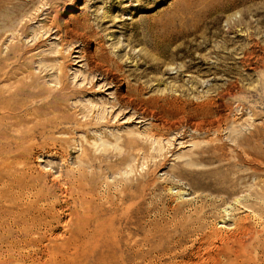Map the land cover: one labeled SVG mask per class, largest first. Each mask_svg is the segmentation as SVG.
<instances>
[{
	"label": "rangeland",
	"instance_id": "obj_1",
	"mask_svg": "<svg viewBox=\"0 0 264 264\" xmlns=\"http://www.w3.org/2000/svg\"><path fill=\"white\" fill-rule=\"evenodd\" d=\"M0 264H264V0H0Z\"/></svg>",
	"mask_w": 264,
	"mask_h": 264
},
{
	"label": "bare ground",
	"instance_id": "obj_2",
	"mask_svg": "<svg viewBox=\"0 0 264 264\" xmlns=\"http://www.w3.org/2000/svg\"><path fill=\"white\" fill-rule=\"evenodd\" d=\"M29 224H30V223H29ZM34 230H35V229H34ZM32 235H33V234H32ZM42 255H43V254H42ZM42 255H41V256H42ZM46 257H47V256H46ZM46 257H45V258H46ZM41 259H42V258H41ZM43 259H44V258H43ZM40 261H41V260H40ZM42 261H43V260H42Z\"/></svg>",
	"mask_w": 264,
	"mask_h": 264
}]
</instances>
